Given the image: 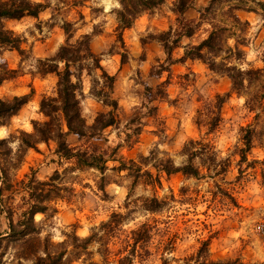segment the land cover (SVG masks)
Segmentation results:
<instances>
[{
	"label": "rangeland",
	"instance_id": "obj_1",
	"mask_svg": "<svg viewBox=\"0 0 264 264\" xmlns=\"http://www.w3.org/2000/svg\"><path fill=\"white\" fill-rule=\"evenodd\" d=\"M32 1L47 4L49 8L39 18L29 16L4 22L6 29L20 38L23 52L9 48L0 51V78H6L0 84V99L27 95L29 101L0 129V140L11 141L12 149L10 155L4 156L7 150L0 146V168L9 170L17 181L31 174L45 181L55 171L63 172L70 166L62 167L58 163L54 142L41 143L36 149H20L21 141L27 139L23 133L34 131L33 122L47 120L40 112L42 98L56 97L57 77L41 74L38 68L40 60L55 57L67 42L63 29L66 24H71V44L83 35L92 36V51L101 58L104 69L115 77L113 98L119 103L116 125L89 143L88 139L79 140L75 135L67 137L68 143L82 149L96 144L107 150L109 157L121 159L130 170L131 161L142 167L141 177L136 178L130 170L115 171L119 161L108 162L105 174L96 169L71 173L69 181L73 183L74 196L54 202L52 208L57 209L56 213L51 210L48 216H35L42 230L41 238L50 237L58 244L73 233L86 238L92 230L104 237L103 242L89 246L91 257L84 255L73 264L91 261L119 264V259L128 253L135 255L131 264H162L163 260L169 264H197L199 254L201 260L213 262L264 264V237L258 231L264 226V99L262 105L250 111L246 106L247 96L234 91L227 75L211 71L198 60L177 62L187 47L207 38L212 25H228L231 31L225 33L230 37L227 47L235 48L240 43L238 49L244 54L243 60H238L234 55L237 51L234 52L230 56L231 65L242 70L263 69L264 10L257 7L258 13L237 12L242 22L248 21L250 25L232 27L233 22L224 15L226 9L204 16L203 10L211 0H191L193 8L185 16L173 12L177 0H166L158 8L143 13L131 28L123 31V49L117 32L119 0ZM185 19L193 27L194 38H185L175 46L177 31H182L181 23ZM162 39L173 48L171 60ZM125 51L128 58L122 63L120 54ZM227 56L222 52L217 61ZM72 71L75 72L73 68ZM95 74L98 80L95 84L86 72L82 78V111L88 125L93 124L99 113L111 110L92 95L93 85L98 91L103 86L98 79L101 71ZM217 96L225 98L221 122L209 133L206 127H198V111L214 104ZM248 129L252 131L250 148L243 140ZM190 141L196 143L191 149L199 156L192 161L200 168L201 177L167 175L159 170L162 161L171 160L175 166L185 164L190 155L186 151ZM207 146L217 155L216 167L205 156L211 153ZM221 168L226 172L217 174ZM144 172H150L153 179ZM103 176L107 180L104 191L99 188ZM5 195V204L1 202L4 209L0 210V235L9 231L7 207L13 209L17 222L24 211L22 197L26 194H15L9 201L11 193ZM153 198L161 206L151 213L144 207L145 201ZM113 214L122 215L124 220L107 236L101 226ZM143 225L149 237L137 246L132 245V231ZM104 243L109 248L106 260L99 253ZM20 245L5 243L0 251L4 253L0 263L32 264L31 260L18 258L28 246L20 248Z\"/></svg>",
	"mask_w": 264,
	"mask_h": 264
},
{
	"label": "trees",
	"instance_id": "obj_2",
	"mask_svg": "<svg viewBox=\"0 0 264 264\" xmlns=\"http://www.w3.org/2000/svg\"><path fill=\"white\" fill-rule=\"evenodd\" d=\"M166 0H119L120 10L117 12L118 27V41L121 43V48H125L123 39V31L131 28L133 23L145 12L154 10L165 3ZM264 10V3L259 0H211L209 6L203 10V14L210 15L215 13L218 9H226L224 15L228 17L234 25L248 27V21L242 22L237 12L244 11L249 13H258V8ZM49 8V5L41 2H33L32 0H0V51L5 48L23 52L20 46V38L15 37L14 32L6 29L4 22L7 20H22L24 17L39 18L40 14ZM192 7L191 0H177L173 12L178 15H184ZM203 14L201 19L203 18ZM182 31H177V38L173 42L176 46L183 37H192L195 33L193 27L188 23L182 22ZM71 24L64 26V32L67 35V42L63 44L55 57L39 61V72L41 74H54L57 77L56 97H43L40 102V112L47 118L46 121L33 122V133H23L25 138L20 143V149L26 147L37 148L41 143L49 144L54 142L56 144L55 154L59 159V164H69L65 167L63 172L59 170L47 178L45 181H40L35 174L26 175L25 179L17 181L12 179L9 170L0 168L1 187H0V210L4 209L3 204L6 202V193L10 192L8 201L14 199L15 194L25 192L26 195L22 197V212L19 220H14V213L11 207H7V219L9 221V231L0 235V251L3 250L4 244L7 246L21 244L20 248L24 250L19 255V259L31 260L32 264H73L80 260L84 255L91 257L92 253L88 251L89 246L94 242H103L104 237H99L98 232L92 230V234L86 238H80L73 233L68 235L67 239L61 243L55 244L50 237L41 238V227L36 223L35 216L44 214L48 216L49 211L57 212L56 208H52V204L56 201H67L74 196L75 189L70 180V174L76 170L96 169L101 174H105L108 169L107 163L110 161H119L120 166L115 167L114 170L122 172L130 170L123 161L113 159L108 156V151L103 150L96 144L89 145L86 149L80 147H72L67 137L75 135L79 140L91 139L101 135L106 129L117 124L116 113L119 110V103L113 98L115 77L111 76L102 66L101 58L96 55L91 48V35H83L76 41L75 44L70 43ZM228 25L216 26L212 25V30L209 32L207 38L201 41L198 45L187 47L184 56L177 62H186L187 60H198L203 62L209 69L215 73L227 75L233 84V89L241 95H246V106L250 111L255 110L262 105L264 99V67L263 69H248L242 70L235 65H231L230 56L235 53L238 60H243L244 54L237 46L235 48L227 47L228 39L225 33L230 32ZM164 47L168 54V60L172 59L171 52L173 50L169 41L162 39ZM228 54L227 58H223L221 62L217 59L220 53ZM122 63H126L128 54L125 51L120 54ZM210 55L211 58H207ZM262 62L264 65V53ZM72 68L75 72L72 71ZM101 71L98 79L103 82L102 88L98 91L95 86L92 87V95L96 97L105 107L111 110L108 113H99L92 125H88L83 116L82 111V97H83V73L86 72L88 76L93 77V84L98 83L96 79V72ZM6 78H0V84ZM29 101L27 95L21 97H14L12 100L0 99V127L6 125L8 118L16 115ZM225 103V98L221 96L216 97L214 104H208L204 109L198 111L197 125L199 128L206 127L209 133H212L221 122V110ZM247 148H250L252 141V131L248 129L245 135ZM11 141L6 139L0 140V146L6 148L4 156L12 153L9 147ZM196 143L190 141L186 146V151L190 152L188 161L181 165L175 166L171 160L162 161L159 170L165 172L167 175L182 173L186 177H201V170L193 164V157L199 156L196 151H192V146ZM211 153L205 154L208 160L214 167L217 166V155L210 146H207ZM190 148V149H188ZM201 156V155H200ZM203 156V155H202ZM148 161L149 159L142 158ZM23 161H20L22 164ZM133 167L130 172L134 173V177H141L142 167L136 162L131 161ZM20 169V166H16ZM209 169V167H208ZM217 174L225 173L226 169L221 168L216 171ZM144 174L153 179L150 172ZM133 176V175H132ZM68 180V181H67ZM159 182V180H156ZM106 177L103 176L99 188L104 191L106 185ZM145 209L151 213L160 209V201L157 198L148 199L145 201ZM124 217L119 214H113L110 221L104 223L101 228L106 230L107 234H111L117 227L120 226ZM146 225H143L139 230L132 231V245H138L140 242L146 241L149 237V232ZM108 236V235H107ZM28 237H31L29 240ZM24 243V244H22ZM29 243V244H25ZM206 245V244H205ZM103 250V251H102ZM99 253L105 257L109 253V248L104 243L103 249ZM0 254V262L2 255ZM134 254L128 253L119 259V264H131L134 260ZM90 259V258H89ZM88 259V260H89ZM202 259L201 254L196 259L197 264H237V262H213L208 259ZM1 264V263H0ZM89 264H99L90 262ZM162 264H169L167 260H163Z\"/></svg>",
	"mask_w": 264,
	"mask_h": 264
},
{
	"label": "crops",
	"instance_id": "obj_3",
	"mask_svg": "<svg viewBox=\"0 0 264 264\" xmlns=\"http://www.w3.org/2000/svg\"><path fill=\"white\" fill-rule=\"evenodd\" d=\"M191 9H192V8H191ZM189 10H190V9H189ZM189 10L184 14V16L189 12ZM28 17H29V16H28ZM24 18H27V17H24ZM24 18H23V19H24ZM23 19H22V20H23ZM7 21L10 22V21H14V20H7ZM16 21H17V20H16ZM184 22H185V23H189L187 19H185ZM185 38H187L188 40H190V39H193L194 36H192V37H183L182 40L185 39ZM2 127H3V126H2ZM2 127H0V129H1Z\"/></svg>",
	"mask_w": 264,
	"mask_h": 264
},
{
	"label": "built area",
	"instance_id": "obj_4",
	"mask_svg": "<svg viewBox=\"0 0 264 264\" xmlns=\"http://www.w3.org/2000/svg\"><path fill=\"white\" fill-rule=\"evenodd\" d=\"M258 231L264 237V226L261 227Z\"/></svg>",
	"mask_w": 264,
	"mask_h": 264
},
{
	"label": "bare ground",
	"instance_id": "obj_5",
	"mask_svg": "<svg viewBox=\"0 0 264 264\" xmlns=\"http://www.w3.org/2000/svg\"><path fill=\"white\" fill-rule=\"evenodd\" d=\"M106 1H107V0H106ZM107 6H108L107 8H108V9H110V6H109V4H108V3H107Z\"/></svg>",
	"mask_w": 264,
	"mask_h": 264
},
{
	"label": "clouds",
	"instance_id": "obj_6",
	"mask_svg": "<svg viewBox=\"0 0 264 264\" xmlns=\"http://www.w3.org/2000/svg\"><path fill=\"white\" fill-rule=\"evenodd\" d=\"M116 6H117V7H119V5H118V4H117Z\"/></svg>",
	"mask_w": 264,
	"mask_h": 264
}]
</instances>
